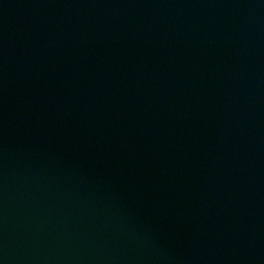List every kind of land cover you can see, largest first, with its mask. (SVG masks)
I'll use <instances>...</instances> for the list:
<instances>
[{
	"label": "water",
	"instance_id": "water-1",
	"mask_svg": "<svg viewBox=\"0 0 264 264\" xmlns=\"http://www.w3.org/2000/svg\"><path fill=\"white\" fill-rule=\"evenodd\" d=\"M0 264H264V0H0Z\"/></svg>",
	"mask_w": 264,
	"mask_h": 264
}]
</instances>
